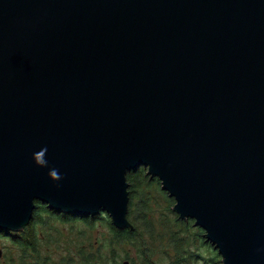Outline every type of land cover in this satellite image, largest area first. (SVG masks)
<instances>
[{
	"label": "water",
	"instance_id": "water-1",
	"mask_svg": "<svg viewBox=\"0 0 264 264\" xmlns=\"http://www.w3.org/2000/svg\"><path fill=\"white\" fill-rule=\"evenodd\" d=\"M142 167L223 264H264V0H0V230L40 202L134 231Z\"/></svg>",
	"mask_w": 264,
	"mask_h": 264
},
{
	"label": "rangeland",
	"instance_id": "rangeland-1",
	"mask_svg": "<svg viewBox=\"0 0 264 264\" xmlns=\"http://www.w3.org/2000/svg\"><path fill=\"white\" fill-rule=\"evenodd\" d=\"M133 178L138 179L140 190L145 193L147 209L134 211L132 223L138 233L132 240L116 242L112 222L105 214L101 219L92 217L88 224L79 218L50 220L44 215L40 226L35 227L39 236L26 256L21 255L18 249L22 246L10 236L0 237V250L6 254L0 264H88L89 260L90 264H123L127 260L132 264H223L213 246H205L196 238L198 227L176 222L170 197L160 181L150 178L146 170ZM71 257L74 260L67 262Z\"/></svg>",
	"mask_w": 264,
	"mask_h": 264
},
{
	"label": "trees",
	"instance_id": "trees-1",
	"mask_svg": "<svg viewBox=\"0 0 264 264\" xmlns=\"http://www.w3.org/2000/svg\"><path fill=\"white\" fill-rule=\"evenodd\" d=\"M141 170H146V172H148L147 169L142 167V168L138 169L136 172L134 171V172H130L127 174V180H128L129 185H130L129 186L130 203H129L128 219L131 223H132V217H133L134 211H136L137 209L141 210V211H144L145 209H147L146 208V201H143L145 193L140 190V187H139L138 182H137L138 179L133 178V175L138 174ZM150 178H151V176H150ZM153 179H157V178H153ZM150 185H151V183L148 184L149 187H150ZM169 202L171 205H173V206L175 205L174 199L170 198ZM36 206L37 207L34 210L33 219L31 220L30 225L24 229L23 233H10V232L4 231V230H0V237L5 236V235L10 236L17 244L22 246L21 249H29V247L35 243V240L39 236L35 232V227H38V225L40 226V222H41L42 218L44 217V215H48L46 217L50 220L57 219V220L69 221L71 219L73 220V218L81 219L80 216H74L71 214H64V213L52 210L47 205L42 204L40 202H36ZM102 214L107 215L106 213H101L95 219H101ZM175 215L178 218V220H176L177 223H182L183 225H185L187 227H191L192 225H194V220L190 219L189 221H182L179 219L177 214H175ZM83 219H86V218H83ZM109 219L111 220L110 217H109ZM86 220H88V219H86ZM44 221L45 220L42 221V224L44 223ZM83 221H85V220H83ZM89 221L90 220L85 221V222L89 223ZM132 225H133V223H132ZM110 226H111L113 233L115 234V241L116 242H123V243L128 242L129 240H132V238L135 237L138 233L135 225H133L134 231H131L129 229H118L113 225V223L112 224L110 223ZM197 229L199 230V233L197 234L196 238L201 240L205 246L208 245L211 247L210 244L206 243L207 240L205 238V232L202 229H200L199 227ZM13 235H16V236L12 237ZM175 238L177 239L176 241H179V234H176ZM87 263L90 264V260L87 261ZM176 264H180L179 261H177Z\"/></svg>",
	"mask_w": 264,
	"mask_h": 264
},
{
	"label": "clouds",
	"instance_id": "clouds-1",
	"mask_svg": "<svg viewBox=\"0 0 264 264\" xmlns=\"http://www.w3.org/2000/svg\"><path fill=\"white\" fill-rule=\"evenodd\" d=\"M47 147L42 148L40 151L36 152L33 154V159L35 161V164L40 167V168H46L48 167V162L45 159L46 154H47ZM51 181L58 183L59 181L62 180V176L59 174V170L52 168L50 169L48 173Z\"/></svg>",
	"mask_w": 264,
	"mask_h": 264
},
{
	"label": "flooded vegetation",
	"instance_id": "flooded-vegetation-1",
	"mask_svg": "<svg viewBox=\"0 0 264 264\" xmlns=\"http://www.w3.org/2000/svg\"><path fill=\"white\" fill-rule=\"evenodd\" d=\"M80 218H81V221L82 222H85V221H88V220H90V219H93L92 217H83V216H80ZM83 218H86V219H88V220H86V219H83ZM83 220H85V221H83ZM111 222H112V220H111ZM87 224H88V222H86ZM206 243H208L207 241H206ZM208 244H210V243H208ZM211 245V244H210ZM212 246V245H211ZM19 250V252L21 253V255L22 256H26L27 255V253L30 251L29 249H18ZM6 256V254L4 253L3 254V252L0 250V258H2L3 256ZM81 256V255H80ZM74 258L75 257H71L70 259H68L67 260V262H70V261H72V260H74ZM87 262V261H86Z\"/></svg>",
	"mask_w": 264,
	"mask_h": 264
},
{
	"label": "bare ground",
	"instance_id": "bare-ground-1",
	"mask_svg": "<svg viewBox=\"0 0 264 264\" xmlns=\"http://www.w3.org/2000/svg\"><path fill=\"white\" fill-rule=\"evenodd\" d=\"M31 223V222H30ZM23 232V231H22ZM10 233H13V232H10ZM14 233H19V232H14Z\"/></svg>",
	"mask_w": 264,
	"mask_h": 264
}]
</instances>
